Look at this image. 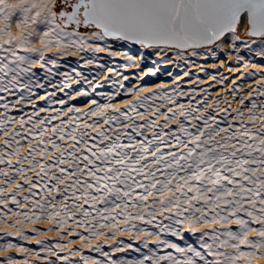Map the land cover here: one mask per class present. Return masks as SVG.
<instances>
[{
    "label": "snow or ice",
    "instance_id": "obj_1",
    "mask_svg": "<svg viewBox=\"0 0 264 264\" xmlns=\"http://www.w3.org/2000/svg\"><path fill=\"white\" fill-rule=\"evenodd\" d=\"M0 20V93L16 97L9 101L0 95V165H7V170L0 168V222L6 223L8 215L17 217L8 225L15 231L5 235L27 239L16 227L21 218L31 223L47 218L61 229L69 221L83 228L88 236L72 232L81 240L115 239L117 232L143 237L141 247L134 249H147L141 259L114 260L97 243L92 250L103 259L93 264L264 262V84L257 85L247 104L240 97L242 107L235 115L228 109L215 115L216 106L208 110L206 101L194 94L187 106L178 104L176 97L185 95L179 85L171 94L160 88L148 94L144 87L124 88L122 80L128 77L115 68L105 82L119 87L108 94L107 103L92 99L87 111L70 106L64 113L69 101L52 99L57 89L68 87L71 75L60 71L66 67L60 61L73 52L77 62L96 63L101 69L105 65L99 53L119 56L125 67L137 68L152 56L171 63H194L199 57L206 61L221 50L237 52L241 44L249 51L258 44L257 55L264 57V0H19L16 7L0 0ZM13 25L21 28L19 36L10 33ZM34 41L41 47H32ZM128 45L137 51L124 50ZM71 71L77 83L91 84ZM55 76L63 79L53 83ZM133 93L121 107L113 103ZM37 100L48 107H39ZM26 104L34 111L24 112ZM55 104L62 107L53 109ZM244 107L249 108L247 115ZM10 108L23 112L18 121L8 115ZM50 110L56 114L41 116ZM93 117L91 123L84 119ZM9 203L17 209L23 203L24 208L13 212ZM150 240L154 247H149ZM13 247L9 242L0 250ZM161 250L167 251L157 254ZM63 259L70 264L68 257ZM0 264H14L13 258Z\"/></svg>",
    "mask_w": 264,
    "mask_h": 264
},
{
    "label": "bare ground",
    "instance_id": "obj_2",
    "mask_svg": "<svg viewBox=\"0 0 264 264\" xmlns=\"http://www.w3.org/2000/svg\"><path fill=\"white\" fill-rule=\"evenodd\" d=\"M33 44L39 45L38 41H34ZM240 50L237 52H233L231 54L219 51L216 53L214 57H211L205 61L203 57L194 58V63H189L187 61H176V63L168 62L167 59L161 60L159 57H147L145 61L141 64L139 68L137 67H125V61L122 60L119 56L116 57H108L105 53L96 54L99 57H102L99 62L104 64V68H98L96 63L91 65H85L83 61L77 62V57L69 54L64 60H61V64H65V68H61L60 71H68L71 75V79L67 80L66 83L68 87L63 89V92L60 90L57 91V96L52 99H66L69 101L67 105L63 106V112L67 113V109L70 106H75L77 109L82 111H87L89 107H91V100L96 99L99 103H107V96L119 86H114L111 82H105V77L109 75V69L115 68L117 72L121 73L123 76H127L128 80H122L124 88H132L135 89L137 87H144V94H148L160 88L161 91H166L171 94L172 88L176 85H179V91L185 93L182 97H176L178 104H184L187 106L189 102V96L191 94L195 95L196 100L206 101L209 106L208 110H211V106H216L217 111L215 115L220 116L223 114L224 109H228L232 115H235V109L241 108L240 97L243 96L244 103L247 104L249 100V96L254 93L257 89V85L264 84V57L257 55L259 51L258 44H253L251 46V51L244 48L243 44L239 46ZM132 49V52L135 53L137 49L132 48L131 45H128L126 49ZM143 51V49H140ZM54 52V51H52ZM23 54V53H21ZM51 53H46L50 55ZM80 55L85 56L87 58H91V54L81 53ZM242 57V59H239ZM35 58V56H33ZM38 68V66H37ZM75 69L77 72H80L83 76L87 77L88 81L91 82L85 83L83 80L80 83H77L79 79L71 69ZM55 71V69H53ZM101 73L99 77L93 80V76L97 73ZM150 72H155V75L148 74ZM188 73V75H185ZM249 73H254V75H249ZM38 76L42 78L43 73L38 72ZM63 77L55 76L53 78V83L58 80H62ZM112 80H121L120 76H112ZM100 84L102 87L95 88V85ZM194 90V93H193ZM49 92L53 91V89L49 88ZM80 91H88L89 95L87 97H80L78 93ZM121 93H123L124 89H120ZM64 92L68 93L67 96L64 95ZM97 93H100L97 95ZM0 95H4L7 100L12 101L15 100L16 97L8 96L7 93H0ZM40 95H45L43 91H40ZM76 96L77 99L72 100L71 97ZM134 93L130 96H118L116 101L113 103L121 107L127 100L133 99ZM118 101V103H117ZM4 101H0L3 103ZM157 103L162 104V101H157ZM37 104L39 107H48V105L43 100H37ZM169 107H173L174 105L169 104ZM62 106L59 104H55L52 106L53 109H60ZM164 109L162 108V111ZM3 109H0V112H3ZM24 112L31 113L34 109L29 105L24 106ZM143 111V109H141ZM243 111L245 115L248 114L249 108L244 107ZM260 109H257V116L260 115ZM55 111L50 110L49 112H42L41 116L47 115H55ZM8 115L13 116L18 121L20 116L23 115V112H18L15 109H11L8 112ZM68 115L75 116L76 113H70ZM68 115H62L61 118L67 120ZM27 119V117H25ZM88 123L92 122L93 118H84ZM163 117H161V121ZM143 122V120H141ZM261 121L256 122V126L260 124ZM54 124H58L59 120L53 121ZM245 124L249 122L247 120L244 121ZM18 124H14L13 127H17ZM105 125L101 124V127ZM95 132L93 131V135ZM4 137L0 135V140ZM24 148H27V144H24ZM13 162L15 163V158H13ZM27 167V163L24 164ZM0 168H4L7 170V165H0ZM32 179H35V176L32 172L28 173ZM4 179V177H0V180ZM15 179L19 182V177H15ZM3 185H0L2 187ZM14 187V184L13 186ZM26 187V186H25ZM7 192H10L11 189H7ZM37 191H39L37 189ZM27 194L26 192L18 194V198L20 196ZM9 207L13 209V212L22 211L24 208L23 203L20 208L17 209L16 206L9 203ZM17 217L14 215H8L5 222H0V229L10 228L8 225L13 224L16 221ZM22 223L17 224L16 226H30V224H34L28 222L27 220H23L21 218ZM43 220L44 223L52 224L58 229H61L55 221H49L47 218H42L37 221ZM36 221V222H37ZM39 223V222H37ZM51 226V225H50ZM123 227V225H121ZM49 228V227H48ZM74 229H83V228H75L71 221H69L68 225L64 228L65 231H70ZM63 230V229H62ZM102 231L107 232L108 229H102ZM116 235L121 236H132L135 233L130 234H122L121 232H117ZM17 237V236H16ZM66 246H60L59 249L63 250Z\"/></svg>",
    "mask_w": 264,
    "mask_h": 264
},
{
    "label": "rangeland",
    "instance_id": "obj_3",
    "mask_svg": "<svg viewBox=\"0 0 264 264\" xmlns=\"http://www.w3.org/2000/svg\"><path fill=\"white\" fill-rule=\"evenodd\" d=\"M37 222L30 224V226H16L24 233L27 239H21L18 235H5L6 233L14 232L15 229L13 228L0 229V245H5L9 242L16 245V247L11 249L0 250V261L11 256L14 264H48L49 260L53 261V264H67L63 258L68 257L70 264H93V260L103 259L100 253L92 250L91 246L97 243L104 244L103 251L109 252L114 260L136 261L141 259L143 255L148 254L147 249L141 248L140 252L134 250L141 247L143 240L142 236L138 237L136 234L132 236L116 235L115 239H107L105 236H100L81 240L79 236L72 235V232L76 231L81 233V235L88 236L84 229H69L70 231H65L64 229H58L52 224L44 223L43 220ZM33 229H36V231H32ZM250 235H254V233ZM37 240L43 241V244H37ZM117 241H123V244H118ZM187 242L193 243L194 238L187 235ZM128 244H132L133 247L128 248ZM61 245L66 246V248L63 250L59 249ZM149 247H154L151 240L149 241ZM163 251L167 250L158 251L157 254H163ZM53 252L59 255V260L52 254ZM81 255L91 257V259L82 261L80 259ZM255 264H264V262L257 260Z\"/></svg>",
    "mask_w": 264,
    "mask_h": 264
},
{
    "label": "clouds",
    "instance_id": "obj_4",
    "mask_svg": "<svg viewBox=\"0 0 264 264\" xmlns=\"http://www.w3.org/2000/svg\"><path fill=\"white\" fill-rule=\"evenodd\" d=\"M8 3L10 4L11 7H16L19 3V0H8ZM4 21L0 20V26H3ZM23 27V26H22ZM10 33L13 35V37L19 36L21 33V28H17L15 25H13L9 29ZM32 47L34 48H40L41 45L33 44ZM49 51H56L55 49H49ZM71 55H75L76 53H69ZM251 234V233H250Z\"/></svg>",
    "mask_w": 264,
    "mask_h": 264
}]
</instances>
